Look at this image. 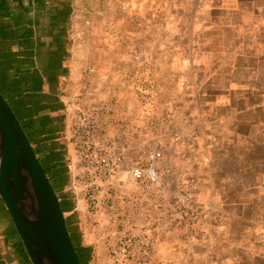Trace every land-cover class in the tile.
Here are the masks:
<instances>
[{"label":"crops","instance_id":"0c3cea01","mask_svg":"<svg viewBox=\"0 0 264 264\" xmlns=\"http://www.w3.org/2000/svg\"><path fill=\"white\" fill-rule=\"evenodd\" d=\"M163 2L150 0L155 10L134 11V16L123 18L129 22L121 28L113 20L107 28L97 24L92 48L94 66L103 75L98 86L132 114L183 113L194 124L191 152L176 150L172 164L196 172L198 200L211 208L216 220L207 221L208 244L194 248L192 264H264V0H196L191 10L171 12L162 9ZM177 2L185 0H173ZM78 3L0 0V89L5 93L8 86L16 92L34 130L31 145L44 157L52 154V134L63 104L60 79L74 74L68 44ZM99 3L95 0L93 5L97 17L102 15ZM115 15L111 11L108 19L120 18ZM133 17L144 23L132 25ZM165 29L171 35L167 43L160 39ZM24 37L35 47L22 48ZM57 37L62 44L61 69L52 88L43 83L31 90L17 81L27 59L33 67L37 43L50 44ZM149 39H155L154 56L147 55L142 67L155 68L154 80L141 73L139 79L123 81L113 60L121 51L119 42L136 41L148 52ZM122 97L131 101L123 103ZM58 192L64 194L63 188ZM67 203L63 213L70 217L73 206L68 199ZM0 264H31L21 253L20 238L1 198Z\"/></svg>","mask_w":264,"mask_h":264},{"label":"built area","instance_id":"2783aa9c","mask_svg":"<svg viewBox=\"0 0 264 264\" xmlns=\"http://www.w3.org/2000/svg\"><path fill=\"white\" fill-rule=\"evenodd\" d=\"M102 80L85 65L63 101L69 172L63 192L73 197L91 263L191 264L194 248L208 244L207 221L216 218L198 200L196 172L169 161L176 150L191 152L196 131L170 120L149 123L153 110L132 114L117 106L98 86Z\"/></svg>","mask_w":264,"mask_h":264},{"label":"water","instance_id":"95a60500","mask_svg":"<svg viewBox=\"0 0 264 264\" xmlns=\"http://www.w3.org/2000/svg\"><path fill=\"white\" fill-rule=\"evenodd\" d=\"M0 198L31 264H79L57 194L1 94Z\"/></svg>","mask_w":264,"mask_h":264},{"label":"rangeland","instance_id":"374dc122","mask_svg":"<svg viewBox=\"0 0 264 264\" xmlns=\"http://www.w3.org/2000/svg\"><path fill=\"white\" fill-rule=\"evenodd\" d=\"M100 12L101 16L97 17L94 13V7L95 6V0H79L78 8H77V17L73 19V27L71 30V39H69V59L71 61V65L74 70L73 76L70 77H64L60 79V85H59V96L63 101L67 98L68 92L72 91L73 86L76 82V77L79 74L80 69H82L87 64L95 65V50L92 48L93 42L97 41V35H96V26L99 23L100 26H103L104 28H107L110 21H114L116 27L121 28V26L125 23H128L129 20H123L124 17H131L134 16L133 12L136 10H146L147 12H150L151 10H155V3H150V0L148 2H143V0H100ZM196 4V0H185V3H173V0H164L163 2V10L166 12H171L172 10L179 9V10H191L193 5ZM174 5L176 7L174 8ZM111 11H114V14L120 15V18L114 19H108V15ZM115 15V16H116ZM135 21H137V26L141 23H144V19H136L135 17L132 18V25L135 26ZM124 24V25H125ZM167 25L165 24L164 27ZM185 28V27H183ZM186 29V28H185ZM168 30V29H167ZM165 29L164 34L160 37L162 39V42L167 43L170 42V37L168 31ZM185 33H181L180 35L184 37ZM120 47L121 51H117L115 53V60L117 62V67H115V70L117 72H121V75L124 74V80L125 81L129 76L134 75L137 79H139L140 74H147L148 78H150V81H153L156 72L155 68L151 66H143L144 64L143 59L148 55V59L154 56V51L152 47L155 44V39H149L147 42L148 44V52L141 51L140 46L136 43V41H132L131 44L126 41H120ZM131 45V48L128 45ZM120 50V49H119ZM107 54V52H105ZM112 58V57H110ZM69 61V62H70ZM134 62H139L141 64V68L139 70L134 71L133 65ZM70 64V63H69ZM77 72V73H76ZM103 76L102 74H100ZM120 75V74H117ZM120 78V77H119ZM121 79V78H120ZM156 84V83H155ZM125 85H127L125 83ZM153 84L151 83L150 86ZM181 87L183 88V84H181ZM169 87H166L165 90H167ZM116 101V100H115ZM119 101L125 103L128 100V98L122 97L119 99ZM139 100H136V102ZM152 99V103H153ZM60 115H59V121L56 123V128L53 131L52 139L53 144L51 146L52 154L50 163H54V167L57 169L58 172V180L56 181L57 189L61 190L62 188L66 186L68 179H69V172L67 169V160H66V143L63 140V136L66 131V114L64 109V104L60 105ZM151 111V110H150ZM153 115L148 116V122H155L160 120L165 121H174V123L178 124V126L186 133H188L191 129V127L194 126L192 122L188 119V116L181 113L180 115H169L166 111V114H160L156 112ZM194 129L195 126L193 127ZM156 133V132H154ZM154 133L150 132L149 130V137H153ZM172 159V158H171ZM169 163L172 164V160L169 161ZM68 199L71 200L72 206L73 204V197L68 194ZM69 200V201H70ZM76 218L77 215H73ZM83 244L86 246V242L82 241ZM88 264H92L91 261L88 262ZM192 264V263H191Z\"/></svg>","mask_w":264,"mask_h":264},{"label":"flooded vegetation","instance_id":"af4514ba","mask_svg":"<svg viewBox=\"0 0 264 264\" xmlns=\"http://www.w3.org/2000/svg\"><path fill=\"white\" fill-rule=\"evenodd\" d=\"M19 43H21V45L23 44L22 48L24 49L27 48L32 49L33 47H35L27 37L22 38ZM34 52H35L34 53L35 65L33 64V67L30 68V59H27L26 61L27 66L25 70L22 71L21 69L19 70V72H17V81H20L23 84L26 82L27 86L31 90L38 88V86L40 87V85L44 83L46 88L50 90L54 85V81L56 79L55 74L60 72L61 69L60 55L62 53V44L60 42V38L57 37L56 39H53L50 42V44H46L45 42H41V41L38 42L36 45V51L34 50ZM41 123L43 125L45 124L42 120ZM22 126L27 132L26 135H28L30 139L29 128L25 123H22ZM33 148L36 158L40 162L42 170L43 171L45 170L44 171L45 175L48 178L49 183L51 184L54 192L57 194L60 208L61 206L64 207L65 206L64 203L69 197L68 196L65 197L64 194L59 193L57 191V186H56V181L58 180L57 169L54 167L55 166L54 163H52V166H48L50 165V159H52L51 156L49 155L48 157H44L40 152H38L36 147ZM73 215L70 217L69 216L65 217V223H66L67 231L69 233V236L71 238L72 244L75 249L78 241H80L82 246L85 245L82 242L83 240L81 236V226H80L79 218L77 216L75 222V218ZM92 230H93L92 225L91 224L88 225L87 231L92 232Z\"/></svg>","mask_w":264,"mask_h":264},{"label":"trees","instance_id":"16d2710c","mask_svg":"<svg viewBox=\"0 0 264 264\" xmlns=\"http://www.w3.org/2000/svg\"><path fill=\"white\" fill-rule=\"evenodd\" d=\"M3 84H5V83L3 82ZM0 94L3 97V99L7 102V104L10 106V108L13 111L16 119L18 120L24 134L26 135L27 132L25 131L24 127L22 126L21 119H23V121L26 123L27 127L30 128L31 132L29 131V134L30 135L33 134L34 130H32L33 129L32 126L29 122H27L29 120L27 112L22 107H20V105H21L20 100L18 99V97H16V92L12 89V87L7 86L5 93L0 89ZM26 137H27L29 143L31 144V141H30L28 135H26ZM48 166H50V165H48ZM44 174H45V172H44ZM57 191H59V190L57 189ZM69 206H70L69 203H67L64 207L61 206L62 212H64L65 209ZM20 248H21V253H23L27 257V259H29L21 241H20ZM75 252H76L79 264H88V262L90 261V255H91L90 248L82 246L80 241H78V243L75 247Z\"/></svg>","mask_w":264,"mask_h":264}]
</instances>
